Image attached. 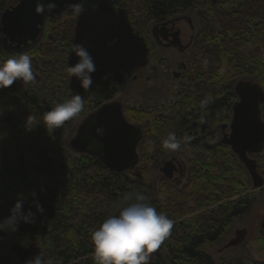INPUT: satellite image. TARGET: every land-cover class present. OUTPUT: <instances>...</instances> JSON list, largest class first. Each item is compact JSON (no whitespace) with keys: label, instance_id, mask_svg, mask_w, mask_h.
Returning a JSON list of instances; mask_svg holds the SVG:
<instances>
[{"label":"trees","instance_id":"1","mask_svg":"<svg viewBox=\"0 0 264 264\" xmlns=\"http://www.w3.org/2000/svg\"><path fill=\"white\" fill-rule=\"evenodd\" d=\"M13 1L0 0V12ZM198 9L195 21L191 18L194 40L172 84L169 110L123 107L128 121L143 131L139 164L114 173L96 158L70 156L63 138L81 114L55 129L46 128L44 115L77 93L93 111L113 100L129 75L148 65L157 46L153 29ZM263 38L264 0H220L215 5L210 0H116L79 17L48 21L42 43L27 51L38 79L0 89V220L21 196L23 210L35 216L34 223L20 222L15 232L0 231V264L31 260L22 262L8 249L7 243L16 238L36 244L40 248L35 256L43 254L53 264H96L92 232L119 214L122 198L131 191L142 192L174 221L150 264H218L210 248L223 242L256 201L253 193L241 194L246 176L250 184L249 174L219 136L229 121L225 109L237 100L234 84L252 79L264 90ZM73 44L82 45L93 58L89 89L67 72L79 60ZM251 46L255 48L246 51ZM11 55L0 33V61ZM204 99L209 101L206 110L200 107ZM262 114L264 119V106ZM28 117L31 130L26 128ZM170 132L182 140L191 138L182 143L190 154L184 161L185 177H162L149 185L153 168L172 153L162 146ZM262 154L251 156L259 172L264 171ZM187 216L193 217L183 219ZM220 264L264 263L239 259Z\"/></svg>","mask_w":264,"mask_h":264},{"label":"water","instance_id":"2","mask_svg":"<svg viewBox=\"0 0 264 264\" xmlns=\"http://www.w3.org/2000/svg\"><path fill=\"white\" fill-rule=\"evenodd\" d=\"M116 0H39L47 4L56 3L51 12L37 14L38 0H15L0 12V33L3 43L15 44L12 49L19 53L27 52L42 43L48 21L60 19L70 14L69 5L82 3L83 12L104 8ZM214 5L220 0H210ZM153 37L161 43L160 37L168 46L178 42L180 30L166 25L153 29ZM264 39V38H263ZM35 79H38L34 72ZM22 84L23 81L18 79ZM237 97L232 105L229 124L222 126L220 142L232 150L249 173L253 191L264 187V177L258 169V162L252 155L264 152V90L252 79H240L233 86ZM97 129H102V134ZM143 138L142 128L128 121L121 102L110 101L91 112L80 124L76 135L68 146L79 155L98 159L103 166L114 173H124L139 164L138 146ZM175 160L164 163L161 173L164 179L173 181L180 169V178L185 177V163L177 165ZM264 230V221L262 223ZM239 239L232 240L226 248L236 245ZM12 250L22 262L31 258L34 251L22 244H14Z\"/></svg>","mask_w":264,"mask_h":264},{"label":"clouds","instance_id":"3","mask_svg":"<svg viewBox=\"0 0 264 264\" xmlns=\"http://www.w3.org/2000/svg\"><path fill=\"white\" fill-rule=\"evenodd\" d=\"M56 8V3L47 4L37 2L35 12L42 14L51 12ZM70 14L79 17L83 12L82 3L69 5ZM73 51L79 57L74 66H68L70 77L75 76L80 81L83 89H89L93 81L91 74L95 71L92 56L82 45H74ZM18 79L23 82H32L35 79L32 58L27 52L16 53L0 61V89L8 88ZM208 100L200 102L202 110H206ZM84 107V99L80 94H75L63 103H58L44 115L46 128L55 129L76 117ZM26 128L31 130L33 127ZM102 134V129H97ZM190 137L179 138L175 132H170L162 141L164 149L171 152L179 151L182 143L190 141ZM35 197L36 193H30ZM119 214L107 217L100 226L92 232L91 240L94 248L96 264H150L151 254L169 237L174 221L165 213L148 202V198L138 191H131L122 198ZM38 212H43L39 203L35 204ZM20 222L34 223L35 216L31 211L23 210V197H18L14 207L7 218L0 220V231H17ZM26 264H53L52 260L43 254L37 255Z\"/></svg>","mask_w":264,"mask_h":264},{"label":"rangeland","instance_id":"4","mask_svg":"<svg viewBox=\"0 0 264 264\" xmlns=\"http://www.w3.org/2000/svg\"><path fill=\"white\" fill-rule=\"evenodd\" d=\"M198 11L199 9L194 13H188L187 15L195 21L196 13ZM178 27L183 34V37L180 39L181 44H186L190 37V31L186 24L180 23L178 24ZM254 48V46H251L246 48V51L249 49L253 50ZM260 48H263L262 45H260ZM181 63H183V57L177 49L164 48L157 45L150 55L148 65L135 69L129 75L125 84L121 86L119 93L111 101L121 102L123 107L129 110L157 109L161 113H166L172 105V84L175 82V74L181 72ZM252 77L256 76H246L245 78ZM231 106L232 104L229 108L225 109V116L227 115L229 117L227 124H229L231 120ZM91 112H93V110L84 103V107L80 112L81 115L74 119L65 132L63 138L64 147L66 152H68L73 158L81 157V155L71 150L68 143L76 135L81 122ZM221 137L222 136L220 135L219 139H221ZM207 138L211 141L209 137ZM166 156L168 157L165 158V161H169L172 157H176L182 161H188V159H190L189 149L185 145H183L179 151L172 152ZM261 158H264V152L261 155ZM162 167L163 162L160 161L153 168L147 180V184L154 185L158 179L162 178L163 174L160 171ZM263 173L264 171H260V174L264 177ZM243 174L246 176L245 173ZM248 176L250 184L248 183V177L246 176L245 190H242L241 194L245 195L253 193L256 200L254 207L245 216L234 222L230 233L219 246L210 248L209 254L218 264L226 260L235 261L239 259H250L259 263H264V230L262 229V223L264 221V188L253 191L251 177L250 175ZM190 217L193 216H187L183 219H188ZM234 239H239V242L236 245L226 248L227 244ZM7 244V247L10 250L14 244H22L26 248H31L34 251L31 260L36 257L35 255L38 254L37 250L40 248L24 238H16L15 240L9 241Z\"/></svg>","mask_w":264,"mask_h":264},{"label":"flooded vegetation","instance_id":"5","mask_svg":"<svg viewBox=\"0 0 264 264\" xmlns=\"http://www.w3.org/2000/svg\"><path fill=\"white\" fill-rule=\"evenodd\" d=\"M186 24L187 25V28L188 30L190 31V37L187 41L186 44H181V37H183V34H182V31L181 29L178 27V24ZM163 25H166V28H171V27H175L177 29L180 30V35H179V39H178V42L174 45H171V46H168V42L163 40L161 37L160 39L162 40L161 43H159L155 38V43L158 45V46H161V47H164V48H172V49H177V51L181 54V56L183 57V63H181V67L184 66V62L187 58V54H188V51H189V47L190 45L192 44V41L194 40V36H195V25L191 19V17L187 16V15H183V16H178V17H175V18H172V19H169L167 20L166 22L163 23ZM8 44V48L10 49V52L12 54H16V53H19V50H15V49H12L13 46H15V44H11L10 42L7 43ZM180 76V72L176 73L175 74V77L176 78H179ZM173 159H176L175 160V164L177 165V167L179 166V164H182L184 161H182L181 159H178L176 157H172L170 160H173ZM169 160V161H170ZM165 162H168V161H164L163 162V166H164V163ZM178 175V176H176ZM163 177V176H162ZM178 177H180V169L178 167V171L174 174V179H177ZM164 178V177H163Z\"/></svg>","mask_w":264,"mask_h":264},{"label":"bare ground","instance_id":"6","mask_svg":"<svg viewBox=\"0 0 264 264\" xmlns=\"http://www.w3.org/2000/svg\"><path fill=\"white\" fill-rule=\"evenodd\" d=\"M240 162V161H239ZM241 163V162H240Z\"/></svg>","mask_w":264,"mask_h":264}]
</instances>
